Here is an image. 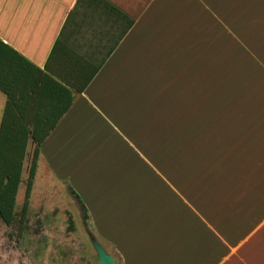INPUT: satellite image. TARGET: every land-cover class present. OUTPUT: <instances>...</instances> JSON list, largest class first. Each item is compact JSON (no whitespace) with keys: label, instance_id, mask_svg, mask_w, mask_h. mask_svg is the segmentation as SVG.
<instances>
[{"label":"crops","instance_id":"obj_1","mask_svg":"<svg viewBox=\"0 0 264 264\" xmlns=\"http://www.w3.org/2000/svg\"><path fill=\"white\" fill-rule=\"evenodd\" d=\"M251 1L0 0V133L47 135L115 264H264Z\"/></svg>","mask_w":264,"mask_h":264},{"label":"rangeland","instance_id":"obj_2","mask_svg":"<svg viewBox=\"0 0 264 264\" xmlns=\"http://www.w3.org/2000/svg\"><path fill=\"white\" fill-rule=\"evenodd\" d=\"M33 151L24 161L15 220L8 224L0 216V264H101L92 238L107 249L102 233L90 222L82 203L47 173L45 163L37 170L28 218L21 229L19 218Z\"/></svg>","mask_w":264,"mask_h":264},{"label":"trees","instance_id":"obj_3","mask_svg":"<svg viewBox=\"0 0 264 264\" xmlns=\"http://www.w3.org/2000/svg\"><path fill=\"white\" fill-rule=\"evenodd\" d=\"M46 137L47 135L34 134L31 136L24 133H10L5 127L2 128L0 133V216L8 224H11L16 217L17 195L22 181L24 161L30 138L36 144L29 169L25 199L19 218L21 229L24 228L28 218L40 146ZM72 192L76 194L74 190ZM79 201L81 202V200ZM82 207L87 216L88 211L83 203Z\"/></svg>","mask_w":264,"mask_h":264},{"label":"water","instance_id":"obj_4","mask_svg":"<svg viewBox=\"0 0 264 264\" xmlns=\"http://www.w3.org/2000/svg\"><path fill=\"white\" fill-rule=\"evenodd\" d=\"M92 242L95 245V248L97 249L101 264H114L115 263L114 257L106 251L104 246L96 238L93 237Z\"/></svg>","mask_w":264,"mask_h":264},{"label":"bare ground","instance_id":"obj_5","mask_svg":"<svg viewBox=\"0 0 264 264\" xmlns=\"http://www.w3.org/2000/svg\"><path fill=\"white\" fill-rule=\"evenodd\" d=\"M90 206V205H89Z\"/></svg>","mask_w":264,"mask_h":264}]
</instances>
